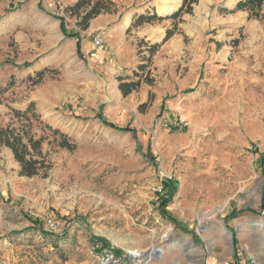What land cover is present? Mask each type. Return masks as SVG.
<instances>
[{
  "label": "rangeland",
  "instance_id": "obj_1",
  "mask_svg": "<svg viewBox=\"0 0 264 264\" xmlns=\"http://www.w3.org/2000/svg\"><path fill=\"white\" fill-rule=\"evenodd\" d=\"M71 1L0 0V127L23 130L14 111L34 104L26 130L51 166L24 177L0 149V264H264V20L198 0L137 35L77 38ZM113 1L111 20L172 4ZM146 43L162 44L150 61ZM137 74L153 83L124 97ZM163 181L176 194L162 208Z\"/></svg>",
  "mask_w": 264,
  "mask_h": 264
},
{
  "label": "trees",
  "instance_id": "obj_2",
  "mask_svg": "<svg viewBox=\"0 0 264 264\" xmlns=\"http://www.w3.org/2000/svg\"><path fill=\"white\" fill-rule=\"evenodd\" d=\"M181 7L174 12L172 15L168 17H160L156 13L149 15H140L136 19L132 20L131 28L133 27H141L145 24L154 25L156 23H161L164 20H182L184 15H191L194 11V5L198 4V0H181ZM264 8V0H241L239 1L233 10L224 9L223 12L225 14H235L238 12L246 13L248 15V20H264V15L262 14ZM65 12L72 18H77V27L80 31L74 32L71 34V37H79L80 32H86L90 28L91 22L104 14H114L117 12V5L113 0H78L75 4L68 6ZM62 24H64V19L60 18ZM176 24H174L173 29H168L166 31L165 38L162 41V44L167 43L175 34H176ZM143 43V42H142ZM139 45V48L142 47ZM162 44H154L149 45L146 43L148 51H150V57L154 56L156 51ZM238 45V42L235 43ZM148 66L145 64H141L139 69L141 72H144ZM48 67L42 70H39L36 74V80L31 76V80L34 82V85L41 83L48 71ZM138 81H129L130 78H120L119 79V91L124 97H128L133 92L137 91L142 83L152 84L153 80L150 78H141L138 74ZM146 105L141 106V109L145 108ZM14 115L16 118L22 119L27 124H24L23 130H18L16 128H12L11 125H8L4 128L0 127V149L2 147H6L10 149L14 155L15 161L20 166V175L24 177H36L41 174H45L50 170L49 162L47 161V157L42 152V144L46 140L43 136L40 139H35L34 136L30 134V131L26 129L29 128L31 130V116L34 120L39 121L40 116L37 114L35 105L31 104L25 111H14ZM101 119H103L101 117ZM108 127L118 130L124 133H131L136 138L137 133L134 129L129 127L126 128H118L117 126L108 123L102 120ZM179 126H177L178 128ZM47 128L53 131V135L60 136L61 141L58 146L61 149L74 150L75 144H70L68 142V138L65 134H63L60 130L52 129L50 126ZM162 197L167 196V200L162 203V208L165 207L169 202L172 201L173 196L176 194L175 188L171 185L169 181H163L161 188ZM159 199L163 201V198ZM166 212L164 211V214ZM236 217V214L230 213L226 221L233 219ZM175 222L176 220L173 219ZM39 223V222H37ZM177 223V222H176Z\"/></svg>",
  "mask_w": 264,
  "mask_h": 264
},
{
  "label": "crops",
  "instance_id": "obj_3",
  "mask_svg": "<svg viewBox=\"0 0 264 264\" xmlns=\"http://www.w3.org/2000/svg\"><path fill=\"white\" fill-rule=\"evenodd\" d=\"M77 1L78 0H72L70 2L69 6L75 4ZM163 1H164V3H166V1L167 2L171 1L172 4H170L168 2L169 7H167L168 10L166 12L156 10V14L160 17H168V16L172 15L182 5L181 0H163ZM137 12H135V13H137ZM135 13L131 14L129 16L130 18L129 17H123L122 19H118V20H116V19L111 20L110 18H112L111 17L112 14L100 15L99 17H97L96 19H94L91 22L89 29H92V31H94V30L98 31L99 30V31L104 32V34L106 36L118 37V38H126L128 34L137 35V32L133 28H131L132 20L134 19L133 15H136ZM154 13H155V11H154ZM140 15H149V13L146 10H143L142 13L138 12V16H140ZM172 39H173V37L171 38V40ZM45 68H47V66ZM42 69H44V68H42Z\"/></svg>",
  "mask_w": 264,
  "mask_h": 264
},
{
  "label": "built area",
  "instance_id": "obj_4",
  "mask_svg": "<svg viewBox=\"0 0 264 264\" xmlns=\"http://www.w3.org/2000/svg\"><path fill=\"white\" fill-rule=\"evenodd\" d=\"M102 43H103V41H102L101 39H98V38H97V39L95 40V45H96V46H101Z\"/></svg>",
  "mask_w": 264,
  "mask_h": 264
},
{
  "label": "water",
  "instance_id": "obj_5",
  "mask_svg": "<svg viewBox=\"0 0 264 264\" xmlns=\"http://www.w3.org/2000/svg\"><path fill=\"white\" fill-rule=\"evenodd\" d=\"M159 251H155V253H158ZM154 256H155V254H154Z\"/></svg>",
  "mask_w": 264,
  "mask_h": 264
},
{
  "label": "bare ground",
  "instance_id": "obj_6",
  "mask_svg": "<svg viewBox=\"0 0 264 264\" xmlns=\"http://www.w3.org/2000/svg\"><path fill=\"white\" fill-rule=\"evenodd\" d=\"M130 18V17H129ZM150 258V257H149Z\"/></svg>",
  "mask_w": 264,
  "mask_h": 264
}]
</instances>
